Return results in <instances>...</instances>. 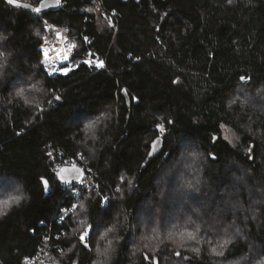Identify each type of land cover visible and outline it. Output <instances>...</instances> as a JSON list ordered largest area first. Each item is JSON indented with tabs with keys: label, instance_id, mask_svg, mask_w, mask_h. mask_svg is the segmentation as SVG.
<instances>
[{
	"label": "trees",
	"instance_id": "obj_1",
	"mask_svg": "<svg viewBox=\"0 0 264 264\" xmlns=\"http://www.w3.org/2000/svg\"><path fill=\"white\" fill-rule=\"evenodd\" d=\"M50 26L66 75L41 65ZM0 37V264L264 261V0H0ZM78 156L99 183L73 196L55 168Z\"/></svg>",
	"mask_w": 264,
	"mask_h": 264
},
{
	"label": "rangeland",
	"instance_id": "obj_2",
	"mask_svg": "<svg viewBox=\"0 0 264 264\" xmlns=\"http://www.w3.org/2000/svg\"><path fill=\"white\" fill-rule=\"evenodd\" d=\"M37 14V13H36ZM111 25H112V23H111ZM50 29V31L46 34V35H44L43 36V39H42V44H41V46L43 47V45H45L46 43H47V45H53L54 44V42H55V39H56V36H57V31L58 30H60L61 32H62V34H63V36H65L66 37V39H67V41H68V44H69V47H70V51H69V54H68V59H67V61H64V64H63V66H61V70H59V72L58 73H56V72H54L53 70H52V68L51 67H49L47 64H46V62L44 61L45 59H44V52H42L41 53V65H42V67H43V69H44V71L48 74V75H50V74H53L54 76L55 75H58V74H62V75H66L65 74V70H67V74L74 68L73 67V65L71 64V62H70V59L72 58V55H73V52H74V47H75V43L73 42V41H71L67 36H66V33L62 30V29H60V28H58V27H50L49 28ZM63 63V62H62ZM61 63V64H62ZM259 111L260 112H264V100L263 99H261L260 100V103H259ZM223 136H224V138L226 139V140H229V141H231V142H233V141H235L236 140V136L233 134V132L231 131V130H229L228 128H223ZM159 137H161V136H159ZM191 164H187V166L186 167H189ZM185 170V168L183 169V171ZM180 175V177H182L183 178V174L182 173H179ZM193 180H194V178H193ZM174 184V186H178V187H180L179 185H181V186H184L183 184V182L182 181H177V182H173ZM171 185H172V182H171ZM4 187H8V189H11V190H17L16 189V186H14V184H6ZM180 189H181V187H180ZM191 193H192V195H191ZM180 201H181V206H182V198L185 200V198L184 197H182V196H184L183 195V193H182V190H181V192H180ZM185 195H187V199H188V197H190V196H196L195 195V193L194 192H192V189H191V191H185ZM175 202H176V200H175ZM174 202V203H175ZM187 205H188V202H187V204H186V202L184 203V205H183V207H187ZM196 206L200 209V207L198 206V204H196ZM201 206V205H200ZM184 209H186V208H184ZM183 209V210H184ZM187 211H188V209H186ZM175 219V218H174ZM168 223H169V220H167L166 218H165V220L163 221V224L164 225H168Z\"/></svg>",
	"mask_w": 264,
	"mask_h": 264
},
{
	"label": "built area",
	"instance_id": "obj_3",
	"mask_svg": "<svg viewBox=\"0 0 264 264\" xmlns=\"http://www.w3.org/2000/svg\"><path fill=\"white\" fill-rule=\"evenodd\" d=\"M30 11H31V13L37 15L36 11H33V10H30ZM50 27H52V26H50ZM45 45H47V43ZM45 45H43V47L40 45V47H39V50L41 51V53L44 52V59H45ZM49 76H54V75L50 74ZM82 160H84L83 157L78 156L76 160L58 164L57 167L55 168V173H57L63 167H77V168L82 170L84 176L80 182H78L76 184H71V185L68 184V185H65V187H64V190H67L73 196L79 195L80 189H83V188L84 189H91L93 187L98 186V183H99L97 180V177L94 174H92V173L90 175L86 174L85 167L83 164H81ZM108 200H109V197L104 198L103 206H107ZM75 211H76L75 207H73L72 209L63 208L60 211L59 220L62 221L64 219L70 217L71 215L74 214ZM48 257H49V253H48L47 246H46V248L44 250H42L36 258L29 259L28 264H49Z\"/></svg>",
	"mask_w": 264,
	"mask_h": 264
},
{
	"label": "water",
	"instance_id": "obj_4",
	"mask_svg": "<svg viewBox=\"0 0 264 264\" xmlns=\"http://www.w3.org/2000/svg\"><path fill=\"white\" fill-rule=\"evenodd\" d=\"M60 1L61 0H59V3H60ZM59 3H57V0H43L41 5L38 8H40V11L44 10L45 8H49V7L57 8ZM13 6L25 8L28 10L36 9V8L26 4L22 0H19V1L16 0L15 5H13ZM110 26L112 27V25H110ZM122 95L126 99L127 103H129V97L127 95L126 90L122 91ZM163 144L164 143H163L162 137H157L156 139H154L153 142L150 144L149 157H155V156L160 155L164 150ZM167 156H168V153L165 154V158H167ZM211 159H213V158L211 157ZM57 173H59L60 176L63 177V182L58 177ZM57 173H56V180L58 183H61V184H76V183L80 182L84 176L82 170L77 168V167H63Z\"/></svg>",
	"mask_w": 264,
	"mask_h": 264
},
{
	"label": "bare ground",
	"instance_id": "obj_5",
	"mask_svg": "<svg viewBox=\"0 0 264 264\" xmlns=\"http://www.w3.org/2000/svg\"><path fill=\"white\" fill-rule=\"evenodd\" d=\"M70 50L66 37L58 30L54 44L45 45L46 64L51 67L54 72L58 73L59 70H61V66L64 64V57H68Z\"/></svg>",
	"mask_w": 264,
	"mask_h": 264
},
{
	"label": "snow or ice",
	"instance_id": "obj_6",
	"mask_svg": "<svg viewBox=\"0 0 264 264\" xmlns=\"http://www.w3.org/2000/svg\"><path fill=\"white\" fill-rule=\"evenodd\" d=\"M7 2L9 4H13L15 5L16 3V0H7ZM228 2L231 4L232 3V0H228ZM57 3H59V0H57ZM36 12H40V8H36L34 9ZM0 39H4L3 37H0ZM2 55V54H0ZM68 57L65 56L64 57V61H67ZM86 63H91L90 61H86ZM0 67H3L2 65H0ZM96 67L97 68H102L104 67V64L102 61L100 62H97L96 63ZM65 74H67V70H65ZM243 79V77L241 78ZM22 92L23 90H21L20 92H17V95H22ZM57 99H59V97H57ZM169 123H171V121H169ZM161 131H163V128H161ZM58 177L61 179V181L63 182V177L60 176L59 173H57ZM42 183L44 184L45 186V191L48 190V182L46 180H42ZM19 200H20V197H15L13 198L12 200L10 201H4L3 202V205L0 206V215H3L5 213V211L7 210L8 207H10L11 203H19ZM99 203V202H98ZM109 231H111V229H109ZM93 232V229L91 228V226L89 227V229H86L85 232L83 234H81L80 236V241L82 244H84L85 247L88 246L87 242H86V237L90 236V234ZM192 238H195V237H192ZM177 255H179V253H177ZM218 255H223V253H218ZM147 259V258H146ZM25 264H28V258H26L25 260ZM153 264H158V261H154ZM261 264H264V261L261 262Z\"/></svg>",
	"mask_w": 264,
	"mask_h": 264
}]
</instances>
